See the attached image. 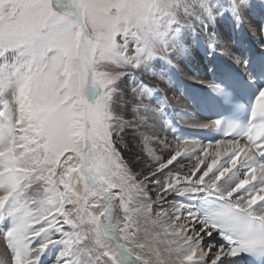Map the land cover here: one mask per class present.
I'll list each match as a JSON object with an SVG mask.
<instances>
[{
    "label": "snow or ice",
    "instance_id": "1",
    "mask_svg": "<svg viewBox=\"0 0 264 264\" xmlns=\"http://www.w3.org/2000/svg\"><path fill=\"white\" fill-rule=\"evenodd\" d=\"M257 11L0 0V264H264V38L216 28Z\"/></svg>",
    "mask_w": 264,
    "mask_h": 264
},
{
    "label": "bare ground",
    "instance_id": "2",
    "mask_svg": "<svg viewBox=\"0 0 264 264\" xmlns=\"http://www.w3.org/2000/svg\"><path fill=\"white\" fill-rule=\"evenodd\" d=\"M264 26V21L261 20L259 12H252L249 16L245 17L241 29L233 33L231 24L227 22H221L216 25L217 31L220 34L222 41L229 47L239 50V44L236 43L239 39L243 38L246 41V44L249 47H258L257 41L261 38H264V32H261V27ZM205 61L203 60L202 55L199 52L194 53V59L192 60V66L197 68L203 74L205 67ZM218 65L223 68L231 64V61L227 57H221L217 61ZM159 71V69H157ZM181 79L184 80L185 84L188 85L189 90L199 87L193 81L188 80L185 75L181 76ZM164 84H161V87H164ZM171 96L172 93L169 92ZM139 150L134 145L132 146L131 151H126L125 156L130 160H133L134 154ZM134 162V161H133ZM135 166V165H134Z\"/></svg>",
    "mask_w": 264,
    "mask_h": 264
}]
</instances>
